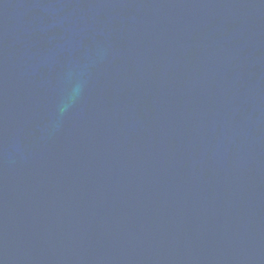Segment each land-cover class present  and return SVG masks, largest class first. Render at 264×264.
Listing matches in <instances>:
<instances>
[{"label":"water","instance_id":"water-1","mask_svg":"<svg viewBox=\"0 0 264 264\" xmlns=\"http://www.w3.org/2000/svg\"><path fill=\"white\" fill-rule=\"evenodd\" d=\"M0 264H264V0H0Z\"/></svg>","mask_w":264,"mask_h":264}]
</instances>
